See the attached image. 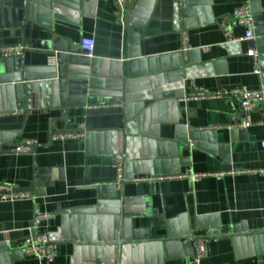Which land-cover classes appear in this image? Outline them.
I'll use <instances>...</instances> for the list:
<instances>
[{
  "label": "crops",
  "instance_id": "1",
  "mask_svg": "<svg viewBox=\"0 0 264 264\" xmlns=\"http://www.w3.org/2000/svg\"><path fill=\"white\" fill-rule=\"evenodd\" d=\"M245 2L127 0V7L136 5L137 31L127 35L126 55L145 61L152 73L128 80L124 99L118 62L124 15L113 0H0V8L17 12L0 14V46L23 45L21 63L31 74L48 72L54 45L66 50L81 37L94 39L97 57L90 59L85 74L75 75L94 80L92 93L80 106L59 105L56 96L47 105L11 110V81H0V183L22 189L38 178L33 198L0 200V264L95 263L97 253L100 264H195L190 252L166 258L157 240L121 250L104 245L98 251L64 240L72 211L83 216L85 234L107 240L120 203L131 214L132 230L143 239L169 230L205 236L198 264H264V125L229 127L240 113L236 99L223 94L264 82L260 63L255 73L250 54L264 49V40L236 41L244 28L223 20ZM18 11H23V21L16 24ZM19 64L13 62V71ZM5 73V59L0 58V77ZM194 87L221 94L179 99ZM176 91L182 94L160 96ZM145 94L153 98L144 99ZM80 124L87 130L82 138L51 139ZM96 130L109 132L101 144L93 137ZM201 131L202 139H191V133ZM28 141L36 145L31 153L8 150ZM117 158L123 162L119 183ZM190 173L201 176L191 178ZM148 177L153 179L140 180ZM105 184L116 185V200L98 198L96 186ZM43 213L52 216L37 231L55 239L52 262L27 256L20 246L30 236L34 216Z\"/></svg>",
  "mask_w": 264,
  "mask_h": 264
},
{
  "label": "water",
  "instance_id": "2",
  "mask_svg": "<svg viewBox=\"0 0 264 264\" xmlns=\"http://www.w3.org/2000/svg\"><path fill=\"white\" fill-rule=\"evenodd\" d=\"M253 10L255 12L253 16V33L257 37V42H263L264 40V0H250ZM13 12L17 15L16 10H12L8 7H1L0 14H9ZM124 15V20L122 23L123 27V55L121 61H118L121 67V94H124V99H126V87L128 85V80L137 77L142 74H151L146 70L143 61H138L136 55H126V40L127 35L130 31L136 32L137 29L133 24H135L134 15L137 14V9L126 8L122 11ZM23 11H18V16L16 21H23ZM8 26V25H7ZM144 38V37H142ZM53 50L55 51L56 62L55 65L51 66L48 72L41 75L31 74L28 70L24 69L23 63H21V56L5 58L6 73L5 76L0 77V81L4 82L6 80L11 81V85L7 88L14 100L13 108L15 110H25L34 109L42 106L43 104H49V98H55L58 96L59 105L64 107L69 106H80L86 103L87 95H90V91L94 80L92 78L83 77L76 78L77 74H85L90 68L91 60L85 56L79 54L78 45H68L67 49L55 46ZM258 59L260 63V68L262 70V76L264 78V49L259 47ZM14 59V60H13ZM20 63L17 69L13 71L12 64ZM117 64V65H119ZM146 70V71H144ZM75 76V77H74ZM264 83V82H263ZM182 94L180 91L172 92H162L161 97H171L179 96ZM144 99H152L153 96L143 95ZM122 98V97H121ZM157 98V97H155ZM143 103L141 107H143ZM153 103L147 107H152ZM145 107V108H147ZM149 109V108H148ZM64 120V118H62ZM124 127V128H123ZM121 130H125L126 118ZM234 130V129H233ZM93 137H95L99 144H101L105 137L109 136V132L106 130H96L92 131ZM204 132L191 133L192 140L202 139ZM15 146L21 145L18 142L14 144ZM36 145H32L31 148L34 150ZM10 148V147H9ZM46 177H41L40 179H45ZM37 176H35L30 183L29 187L16 189L17 191L30 192L35 196L34 186L37 183ZM97 196L99 199L116 200V185L115 184H105L96 186ZM120 208L114 211V215L111 217L112 228L107 240L96 239L84 232V220L81 214L76 211H72L67 214V224L68 232H65L63 238L65 241L76 244L88 246L95 248L98 251L99 246L110 245L116 246L117 249L129 244H139L145 243L153 240H157L164 249L165 257H174L181 254H193L194 249L192 241L197 237L196 235H176L172 231H167V233L159 238L155 239H143L140 234L132 230L131 227V214L124 209L123 203H120ZM33 221L30 223V236L34 234ZM237 231V229H236ZM245 232V230L243 229ZM235 235V234H234ZM233 235V236H234ZM8 248V247H7ZM6 248V250H7ZM190 250V251H189ZM95 264H100L98 253L96 254Z\"/></svg>",
  "mask_w": 264,
  "mask_h": 264
},
{
  "label": "built area",
  "instance_id": "3",
  "mask_svg": "<svg viewBox=\"0 0 264 264\" xmlns=\"http://www.w3.org/2000/svg\"><path fill=\"white\" fill-rule=\"evenodd\" d=\"M120 12L127 7V0H113ZM136 9V5L133 7ZM255 12L253 10V6L250 0L236 7L233 12L224 17V21L233 22L237 25H240L244 28L243 36L239 39L234 40H252L254 39L253 33V16ZM224 30L228 34L231 32V29L225 24ZM79 54L87 57L88 59L97 58L94 54V39L91 37H81L79 44ZM206 49L207 47H202ZM183 50H189V47H183ZM24 51L23 45H9V46H0V58H9V57H17L20 56ZM250 54L253 57L254 61V72L259 73L258 65V53L256 50L250 51ZM49 64L53 66L56 62L55 54L49 57ZM221 93H209L203 88L194 87L193 90L185 92L182 97L179 99L182 101L187 100H196V99H204L207 97H216ZM223 94H229L233 96L238 104V112L240 113V117L236 120V116L233 115V121L229 125L231 128H239V129H248L253 125H264V83L255 89H250L247 87H236L227 91H224ZM256 114L258 117H256ZM87 133L83 124H80L76 129L66 130L63 132L55 133L51 136L52 140L57 141H65V140H75L82 138ZM34 145L33 141H28L27 143L14 146L9 148L8 150L13 153H31V146ZM261 146L264 147V140L261 141ZM116 170L118 175L119 183L122 180V171H123V162L121 158H117L116 160ZM264 173V169L261 171ZM188 176L191 178H197L201 175L190 173ZM157 179L164 177H156ZM166 178H172V176H168ZM145 179H153V177L141 178L140 180ZM139 180V179H134ZM24 198H33V195L30 192L26 191H17L11 185L0 183V200L1 201H14ZM52 215L50 213L37 214L33 219V228L34 234L29 236L21 243V250L23 254L27 256H33L40 261L52 262L57 257V249L55 246L54 237L47 232H38L37 227L42 220H45ZM205 236H197L193 240V258L194 263L198 264L199 260L205 254ZM83 264H95L93 262H85Z\"/></svg>",
  "mask_w": 264,
  "mask_h": 264
},
{
  "label": "rangeland",
  "instance_id": "4",
  "mask_svg": "<svg viewBox=\"0 0 264 264\" xmlns=\"http://www.w3.org/2000/svg\"><path fill=\"white\" fill-rule=\"evenodd\" d=\"M144 104H145V103H144ZM146 104H150V102H149V103H146ZM146 104H145V105H146Z\"/></svg>",
  "mask_w": 264,
  "mask_h": 264
}]
</instances>
